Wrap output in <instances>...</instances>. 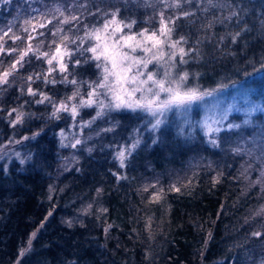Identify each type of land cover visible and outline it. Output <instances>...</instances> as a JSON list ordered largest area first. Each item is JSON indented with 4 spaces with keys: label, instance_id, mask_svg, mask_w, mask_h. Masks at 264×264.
<instances>
[{
    "label": "trees",
    "instance_id": "16d2710c",
    "mask_svg": "<svg viewBox=\"0 0 264 264\" xmlns=\"http://www.w3.org/2000/svg\"><path fill=\"white\" fill-rule=\"evenodd\" d=\"M220 3L223 7L207 14L197 12L195 23L193 18L178 20L174 33L175 38L188 36L189 45H196L201 38L200 55L190 59L188 68L200 73L198 83L202 87H215L220 78L236 80L241 71H259L264 64V1ZM57 7L65 16L80 19L61 24L64 17L56 12ZM115 7H120L121 19L137 21L135 31L159 25L155 13L160 4L151 8L140 3L125 5L124 0H11L8 4L0 0V35L11 28L0 41L6 49L0 53V72L9 69L29 44L51 55L56 47L53 40L60 43L64 35L70 40L83 36L86 25L90 29L101 24L107 19L102 12ZM231 11L239 13V23L234 17L231 22L215 23L211 30L201 28L208 19L223 20ZM41 14L40 22H52L33 31L25 21ZM242 24L249 30L231 43L227 34ZM57 27L64 31L53 36ZM14 35L21 39L13 41ZM30 35L34 39L29 40ZM205 36L208 38L202 39ZM221 36L226 37L223 43ZM65 43L73 52L67 62L72 73L69 79L94 81L93 62H84L90 53L78 54L75 44ZM10 48L17 51L9 55ZM76 59L82 62L79 66L70 62ZM24 61V67L18 65L19 71L0 89V157L14 156L8 164L0 160V264H14L22 250L28 264L264 262V235L259 239L251 235L264 232V113L239 129L221 132L219 147L206 145L200 135L185 140L163 129L156 133L157 142L153 143L135 115L116 112L84 127L78 138L82 143L76 148L60 147L56 134L65 128L67 120L63 114L59 119L51 117L50 104L35 103L39 97L26 94V80L28 75L39 74L41 79L32 83L33 89L57 103L66 100L74 86L60 83L61 74L55 73L49 80L56 78L57 83L45 85L46 58L37 59L29 52ZM12 108L26 114L24 122L15 127L10 123L15 114H7ZM81 114L88 118L90 110ZM113 125L115 131H101ZM37 132L40 135L31 139ZM26 136L29 139H23ZM137 138L139 147L126 167L120 168L116 152ZM218 174L220 182L214 183ZM117 176L126 178L118 180ZM153 184L156 186L151 187ZM173 184L180 192L171 190ZM161 189V199L153 200V192ZM109 224L112 227L105 233Z\"/></svg>",
    "mask_w": 264,
    "mask_h": 264
},
{
    "label": "snow or ice",
    "instance_id": "6c2138e0",
    "mask_svg": "<svg viewBox=\"0 0 264 264\" xmlns=\"http://www.w3.org/2000/svg\"><path fill=\"white\" fill-rule=\"evenodd\" d=\"M5 4L11 3V0H4ZM125 5L128 3H140L144 7L156 8V4L162 5L157 9L156 15L159 17V28L155 30H149L147 27L140 31L132 32L133 26L137 23L135 19H121L120 7L103 11V16L107 17L103 24L99 27H93L91 29L85 26L84 35L75 39L69 38L68 35L61 37L60 43H56L55 51L50 55L49 52H41L39 47L33 48L31 44L28 48L21 52L18 58L14 59L10 68L3 72H0V89L4 85L10 83L9 77L13 76L19 68L24 67V58L33 53L37 59L41 57L46 58V62L49 65L47 72L43 76V82L45 85L51 83L55 85L57 83L56 78L49 80V76L58 71L60 76V83L70 84L74 86V90L66 100H61L59 103L54 101L49 95L44 92L33 89L32 83L35 80L41 79L37 74L27 76V89L26 94L31 97H39L35 100L37 104H50L53 111L51 117L59 119V113H68L73 121L80 115V109L94 108L95 115L88 121H84L81 127H91L97 120L108 117L114 111H131L141 112L147 116L152 117L149 121L151 128L150 131L157 133L161 130V126L166 123V115L171 112L180 113L186 115L191 111L194 104L206 103L207 98H213L223 91L228 85L221 84L216 88L203 89L200 86H189L188 81L190 73L183 69L177 70L179 64H187L189 60L196 59L200 53L198 45L201 43V38H198L196 45H189V37L185 35H179L175 39L173 38L178 20H189L195 23V19H198L197 12L207 14L212 9L223 7L220 0H124ZM81 7H87V5H81ZM32 11H38L33 9ZM56 12L59 16H63L64 19L60 21L61 24H68L72 21H78V16H65L64 10L57 7ZM97 13H101V9L97 7ZM167 13V14H166ZM95 15L96 13H90ZM237 18L239 23V13L237 11H231L227 16L220 20L218 18L208 19L206 23L201 25L204 30H211L215 23L223 24L225 20L231 22L233 18ZM53 17L52 19H57ZM43 19V14L38 17H32L26 20L25 23L31 25L32 30L35 31L36 27L44 28L46 23H51V19H47L46 23L40 22ZM128 29L127 32L124 30ZM249 29L246 25H240V27L233 33L227 34L230 37L231 43L235 44L242 36L243 32H247ZM24 31H28L27 28ZM64 29L57 27L56 31L52 32L53 36L63 32ZM11 32L9 27L7 31L0 35V41H3L4 36H8ZM44 35V33H40ZM13 41L21 39L20 36H12ZM205 36L202 39H207ZM34 39L31 35L29 40ZM226 37L221 36L219 40L221 43L225 41ZM78 41V42H77ZM76 45V51L90 52L92 55L88 57L85 63L95 61V67L99 70V76L95 81H78L75 78L69 79L72 73L68 70V63L65 62L64 57L71 58L73 52L69 50L68 44ZM92 42V43H88ZM43 43V42H41ZM85 43H88L87 47H84ZM63 45V51L62 47ZM185 45H189L187 48ZM6 49L4 44L0 43V53H4ZM17 49H7L9 55L16 52ZM137 53H143V55H137ZM177 57L179 59L177 60ZM187 58V59H186ZM55 61V64H54ZM74 66H79L82 62L80 59L70 61ZM2 63V61H0ZM154 65L153 70H149V65ZM162 68L163 72L160 73L156 68ZM264 68V64L261 65ZM175 72V75L173 73ZM193 78L198 79V75H193ZM87 84L88 91L82 94L80 89L84 84ZM21 94H25L23 86L20 88ZM75 101V102H73ZM27 103V101L25 102ZM218 105L213 104L208 111L213 112V115H206L205 118L198 122V127L203 131L206 137H209L208 143L213 147H219V134L221 132H230L239 129L241 125L234 124L227 121L230 112L235 106H230L216 114L215 110ZM239 110V109H236ZM255 107L249 108L245 111L246 116H250L252 112L256 111ZM8 116L12 117L15 114L14 119L10 121L11 125L15 127L17 124H22L25 120V113L20 108H12L8 111ZM245 125L250 121L245 119L243 122ZM184 125L191 129L193 125L187 119L184 120ZM116 125L101 129L103 132L115 131ZM181 134H184V130L181 129ZM40 133H34L31 139H36ZM63 132L61 136L63 137ZM187 138H191V131L188 132ZM27 140L29 137H24ZM157 140H153L156 143ZM82 141L75 139L74 143L70 145L72 148H76ZM140 139H134L129 145L121 146L116 152V159L119 161L120 168L126 167V161L131 157L136 148L139 147ZM62 147H68L61 141ZM91 153L92 149H88ZM21 163H24L21 160ZM113 175H116L113 173ZM264 176V171L261 172ZM126 177L117 176V179H125ZM191 181H189L190 183ZM219 174L214 178V183H219ZM156 185H151L155 187ZM171 190L180 192V188L175 184L171 186ZM100 191L99 189L97 190ZM144 191H148L145 187ZM163 191L153 193V200H159L160 194ZM91 205H89V208ZM102 211H107L103 209ZM51 215V213H49ZM69 227L72 226V222H68ZM43 226V225H41ZM112 227L111 224L104 229L105 233ZM253 237L259 239L264 232L254 231L251 233ZM36 233H32L34 239ZM32 240L30 239L28 244L31 247ZM25 250L21 251L23 256ZM264 264V262H262Z\"/></svg>",
    "mask_w": 264,
    "mask_h": 264
},
{
    "label": "rangeland",
    "instance_id": "374dc122",
    "mask_svg": "<svg viewBox=\"0 0 264 264\" xmlns=\"http://www.w3.org/2000/svg\"><path fill=\"white\" fill-rule=\"evenodd\" d=\"M264 1V0H263ZM103 22L99 25H96L95 27H99L102 25ZM160 25L156 26L154 29H158ZM93 28V27H92ZM91 29V28H90ZM125 32L128 31V29L124 30ZM140 31V30H139ZM132 32H137L132 29ZM175 39V37L173 36ZM92 43V42H88ZM87 43V46H88ZM63 51V49H62ZM78 54L81 52L76 51ZM90 53V52H89ZM92 54H89V57ZM137 55H143V53H137ZM65 62H68L70 59L69 57L65 56L64 57ZM179 57H177V60ZM187 59V58H186ZM190 61V60H189ZM94 64L95 68V74H94V81L98 78L99 76V70L95 67V61H92ZM55 64V61H54ZM48 68L49 65L47 64ZM189 64H179L177 67V70L183 69L184 71H187L190 73L189 81L187 82L189 86H200L198 83V79L201 77L200 73L196 70L193 71V68H188ZM47 68V69H48ZM154 65L150 64L149 65V70H153ZM260 70H245L244 72L241 71V74H238V78H235L236 80H228L225 81L222 78L218 79L216 82V85H213L215 87H202L203 89H210V88H216L221 84L228 85L225 87V89L221 92L218 93V95L213 98H207L206 103H198L194 104L191 108V111L188 112L186 115H181L180 113L176 112H171L168 113L165 117L166 123L161 126V129L164 131L169 130L172 134L174 133V136L180 137L185 140H194L198 139L200 136L203 138V142L211 146L208 143L209 137H206L203 133V131L198 127V122L202 121L206 115H213L214 113L211 111H208V109L213 105L216 104L218 105V108L215 110L216 114L219 113V111H222L223 109H226L230 106H235V108L230 112L227 121H225V124L228 122L234 123V124H239V125H245L243 122L245 119L249 120L250 122L255 118L257 114H263L264 113V68H259ZM156 70L160 73L163 72L162 68L157 67ZM60 74L58 71L53 72L52 74ZM175 75V72L173 73ZM193 75H198V79L193 78ZM73 91V90H72ZM82 94H85L88 91L87 85L81 87L80 89ZM75 102V101H73ZM255 107L257 110L252 112L250 116L245 115V111L249 108ZM239 109V110H236ZM90 110V117L86 118V115H82L81 113H84V111H89ZM116 113H122V114H133L135 117L141 121L143 126L145 127V133L147 136L152 140H154L156 133H153L150 131L151 125L149 123L150 120H152V117L145 115L144 113L141 112H131L127 110L123 111H114ZM112 112V113H114ZM111 113V114H112ZM63 114L65 117V120H67V125L65 128L62 130H59L56 134L57 137V142L60 147L61 146V141L63 140V143L66 145H71L74 143L75 139L79 138V135H81L82 129L84 127H81L82 122L88 121L92 118V116L95 115V109L94 108H83L80 109V115L76 118V121H73L71 116L66 113V112H61L59 115ZM83 118H86L83 120ZM187 119L188 121L191 122L193 127L191 129L187 128L184 125V120ZM181 129L184 130V134H181ZM191 131V138H187L188 132ZM61 132H63V137L61 136ZM200 135V136H199ZM121 146H127L126 144H122ZM14 156H3L0 157V160H4L7 164L11 161V159ZM6 164V165H7ZM117 164L119 166V161L117 160ZM120 167V166H119ZM154 193V192H153ZM160 199H161V194H160ZM159 199V200H160ZM27 255V254H24ZM24 256H20L17 258L16 262L14 264H28L27 262H24Z\"/></svg>",
    "mask_w": 264,
    "mask_h": 264
}]
</instances>
